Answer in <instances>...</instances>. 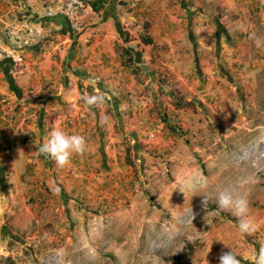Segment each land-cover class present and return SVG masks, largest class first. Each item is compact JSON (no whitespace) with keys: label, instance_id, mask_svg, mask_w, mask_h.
I'll list each match as a JSON object with an SVG mask.
<instances>
[{"label":"rangeland","instance_id":"1","mask_svg":"<svg viewBox=\"0 0 264 264\" xmlns=\"http://www.w3.org/2000/svg\"><path fill=\"white\" fill-rule=\"evenodd\" d=\"M174 1L190 8V32L165 44L160 16L143 14L139 0H10L15 23L44 26L53 67L68 65L76 38L80 54L106 39L135 89L111 95L96 72L87 83L66 76L68 103L104 95L103 157L92 172L70 174V192L52 189L48 172L39 196L0 183V264H218L229 250L255 264L264 250V0ZM59 76L29 103L59 102ZM9 171L0 164V181ZM80 182L97 189L81 192ZM226 187L246 196L256 231L242 235L237 218L218 210L215 194Z\"/></svg>","mask_w":264,"mask_h":264},{"label":"crops","instance_id":"2","mask_svg":"<svg viewBox=\"0 0 264 264\" xmlns=\"http://www.w3.org/2000/svg\"><path fill=\"white\" fill-rule=\"evenodd\" d=\"M195 1L198 4L197 0ZM240 3L243 4V1ZM137 5L147 16L153 10L154 15L160 16L163 43H171L173 39L186 37V33L189 34V22L186 21L189 7L175 4L174 0H139ZM12 12L10 0H0V164L4 163L10 169L0 183H4V188H10V191L14 188L33 190L34 194L31 195L39 196L44 183L48 180L46 177L48 172L52 175L56 174L57 178V183L50 184L52 189L55 187L57 191L70 192L72 188H69L67 180L71 178L70 174L84 173V169L91 170L92 165L100 162L104 154L102 141L107 140L110 128L108 117L101 104L92 109L86 108L84 103L78 105L68 103V93H72L73 90H69L65 85L66 76L71 74L87 83L88 76L96 72L99 79L103 77L110 79L104 82L102 87L105 93L111 95L123 93L128 89L134 90L135 83L131 78H126V82L124 81L126 71L106 39L95 40L93 44L84 46L80 54L81 50L78 46L82 37L76 38L75 44H71L72 47L76 46L74 56L71 55L68 65L61 71L57 64L53 67L54 62L48 57L50 53L47 54L49 51L47 45L41 42L42 37L38 33L44 29L42 23L29 26L25 22L15 23V13ZM9 14L13 17L12 21ZM12 22L15 24L14 31ZM106 24L103 23L102 26ZM13 32L24 37V41L15 45V41L10 37V33ZM52 36L54 39L61 34L54 33ZM57 40L55 39L56 42H61ZM55 41L51 45L53 49L54 46L57 48ZM71 50L70 53H73ZM16 57L23 60V67L19 72L12 71ZM58 76L64 85L56 95L59 97V102H48L49 99L47 101L44 99L41 102L37 100L29 103L28 98H31L32 94L41 92L48 80L56 79ZM136 87L139 89L138 86ZM125 88H127L125 91H121ZM81 106L86 110H82ZM65 107L68 112L64 110ZM56 109L63 112L57 114ZM56 128H61L69 134L82 135L87 143V152L82 156L73 155L71 163L65 167H58L54 160L46 158L37 151L40 144L46 142L48 134ZM102 133H104L103 137ZM88 184V182H80L81 192L89 188L97 189L95 185L91 187Z\"/></svg>","mask_w":264,"mask_h":264},{"label":"clouds","instance_id":"3","mask_svg":"<svg viewBox=\"0 0 264 264\" xmlns=\"http://www.w3.org/2000/svg\"><path fill=\"white\" fill-rule=\"evenodd\" d=\"M84 105L92 106L104 103V95L97 90L96 95L81 96ZM38 153L56 162L58 167H65L71 163L73 155L82 156L87 152L85 137L79 134H69L61 128L53 129L46 142L40 144ZM207 197L201 203H207ZM215 203L219 211H229L234 215L238 231L250 234L256 231L254 222L250 219V206L246 196H237L230 188H223L216 192ZM218 264H240L236 255L231 251L223 252L219 256ZM255 264H264V250L255 257Z\"/></svg>","mask_w":264,"mask_h":264},{"label":"trees","instance_id":"4","mask_svg":"<svg viewBox=\"0 0 264 264\" xmlns=\"http://www.w3.org/2000/svg\"><path fill=\"white\" fill-rule=\"evenodd\" d=\"M142 41V44L143 45H151L152 44V40L148 37H143L141 39ZM121 51L123 53L126 52L125 48H121ZM123 59V65L126 66L127 68H131V66L133 65V59L131 57L125 59L122 55H120ZM162 122L166 125L167 129L171 132V133H175L176 131V126L175 125H172L166 117L162 118Z\"/></svg>","mask_w":264,"mask_h":264},{"label":"built area","instance_id":"5","mask_svg":"<svg viewBox=\"0 0 264 264\" xmlns=\"http://www.w3.org/2000/svg\"><path fill=\"white\" fill-rule=\"evenodd\" d=\"M21 62H22V59L21 58L15 59V61H14V70H17L16 67H17V65H20Z\"/></svg>","mask_w":264,"mask_h":264}]
</instances>
